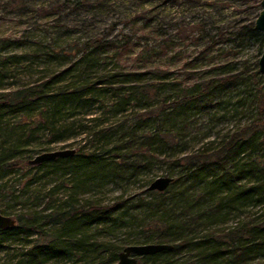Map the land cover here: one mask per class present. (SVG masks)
<instances>
[{
    "label": "trees",
    "instance_id": "obj_1",
    "mask_svg": "<svg viewBox=\"0 0 264 264\" xmlns=\"http://www.w3.org/2000/svg\"><path fill=\"white\" fill-rule=\"evenodd\" d=\"M123 1L138 2L131 21L139 18L144 21L137 32L132 30L137 33L134 42L125 33L109 38L88 26L82 27L94 24L87 21L88 11L93 8L106 11L117 1L56 0L54 5L35 10L47 17L76 9L73 24H80L76 28L79 34L70 39L68 35L76 29L65 27L67 22L63 18L62 30L55 34L65 35L66 40L56 36L58 43L52 38L46 47H40L41 42L36 46L27 44L25 51L6 57L16 67L23 65L20 62L31 63L35 57H41L45 66L56 58L69 60L60 70L34 85L0 94V171L34 169L40 176L60 172L58 186L70 191L62 201L51 202L52 205L41 210L14 214L0 207L1 214L15 216L14 226L0 228V234L16 227L35 233L40 240L5 264H46L48 261L115 264L123 246L149 242L170 244L171 249L136 257V262L248 264L257 260L263 264L264 123L259 124V129L256 123L244 122L194 147L190 143L198 139L189 119L192 113L211 102L214 95L233 86H243L246 81L256 84L248 102L255 106L264 103L262 76L256 71V60L249 69L244 60L241 70L235 74H227L225 64L212 62L213 56L206 68L202 69L197 62L214 47L224 46L228 52L251 40L261 45V33L252 28L259 0H162L161 3L169 1L181 9L203 11V21L198 19L191 24L193 27L186 24L194 33L181 36L178 32V36L193 42L205 37L207 48L190 57L174 55L181 62L182 71L193 70L202 75L189 77L191 72L177 79L172 76L173 70L152 66L143 71L132 62L150 65L148 59L159 55L165 46L174 51L173 35L181 29L159 38L162 31L156 30L155 23L150 24L154 17L148 18L149 11L145 8L157 0ZM0 3L5 8H16L19 15L27 10V0H0ZM228 9L233 14L226 16ZM233 15L236 17L233 22L225 24ZM148 36L154 42L151 45L146 42ZM22 37L28 39V34ZM23 44V39L2 41L0 50ZM160 44L164 47L157 52L152 46ZM122 62L130 65L118 64ZM93 104L100 108L101 116L92 119L95 122L86 128L92 145L89 150L80 147L67 157L38 164L26 162L28 151H44L49 149L51 141L64 139L76 121L71 120L67 126V119L75 118L80 110ZM127 107L136 110L129 119L124 117ZM14 114L20 116L19 125L26 126V134L17 133L6 119ZM254 120L257 121L256 118L250 121ZM40 130L46 131L47 141L29 150V139H35ZM162 165L167 167L164 173L172 181L160 192L147 191L146 185L140 194H148V199L119 195L112 202L102 204L95 197L77 198L89 189L100 191L107 181L123 188L143 171ZM250 208L256 210L250 212ZM129 212L140 241L125 238L117 244L100 236L104 230L98 226H122L126 223L123 216ZM228 220L233 223L226 224ZM46 227L50 228L46 230Z\"/></svg>",
    "mask_w": 264,
    "mask_h": 264
},
{
    "label": "rangeland",
    "instance_id": "obj_2",
    "mask_svg": "<svg viewBox=\"0 0 264 264\" xmlns=\"http://www.w3.org/2000/svg\"><path fill=\"white\" fill-rule=\"evenodd\" d=\"M115 1L117 2H112V5L106 11H101L96 8L88 11L87 14L89 16L87 21L93 22L94 24H83L82 27L88 26L90 30L99 32V34H103L109 38L114 35L119 37L120 33H125L130 36L131 42H134L138 26L144 23L142 18H139L136 21H131L133 18L131 14L133 9L137 7L138 2L123 0ZM42 2L43 4H41ZM54 2L56 3V0H27V10L24 15H19L14 7L13 9L5 8L4 3H0V44L2 41L12 39L24 40L23 45H11L7 49L0 50V72L3 71L0 73V94L10 92L22 86L34 85L36 82L45 79L52 72L60 70L69 61L68 59L56 58L53 59L48 66H45L42 63L41 57H35L31 63L28 61L20 62L23 65L16 67L6 59L9 55L20 54L25 51L24 48L27 44L36 46L38 45V42H41L39 46L46 47L52 38H54L57 43L59 40H66L65 35L55 34V32L58 33L60 28L62 30L63 18H65V22H67V24L64 25L65 27H68L69 30L81 27L80 24H73L77 14L76 9L70 8L63 15H48L47 17L41 16L38 10H35V8L38 7L46 8L52 3L54 5ZM161 2L162 0H157L152 4L148 3L145 6L146 10L149 11L146 16L151 19L154 17L152 19L154 22L152 21L150 24L155 23L154 26L156 30L162 31L159 38L169 36L171 33H174L177 28L181 29V31H177L175 36L173 35L175 39V49L172 51L170 49L172 47L165 46V49L162 50L159 55L152 56L148 59L147 64L150 65L141 66L138 62L132 63L139 66V70L143 71L150 69L152 66L173 70L174 72L172 76L174 79L180 78L182 75L189 76L191 72L192 74L189 77L201 76L202 74H196L193 70L182 71V69H180L181 62L177 60L178 58L174 55L182 54L184 57H190L194 56L196 51L200 52L207 48L208 40L205 37L200 38L198 42H193V40L189 38L181 40L178 36V32L181 36L186 33V35H188L191 32V34H193L194 30L190 31V28L188 29L186 24H190L189 26L193 27L194 25L191 24H195L198 19L202 18L201 21H203V11H196L189 8L181 9L179 6L172 5L169 1ZM128 14H130V17H128ZM225 14L226 16L232 15L233 10L228 9L225 11ZM233 18L236 17L234 15L231 18L228 17L225 24L232 23ZM133 29H135V33L132 32ZM23 34H28V39L22 37ZM78 34L79 32L76 29V31L69 34L68 37L71 39ZM56 36H59V40L55 38ZM146 42L148 45L154 43L151 36L146 38ZM162 44L165 45V43ZM164 45L162 46L164 47ZM162 46L160 44L159 47L154 45L152 47L159 52ZM134 47L136 48V46ZM225 50L224 46L221 48L214 47L209 49V53H207L205 57H200L197 60V62L200 63L198 66H201L202 69L203 67L206 68V66L209 65L208 60L210 56H213V59H211L212 62L225 64V72H229L227 74H235L241 70L242 62L244 60L248 65V69L253 68V61H257L261 45H259V42L251 40L245 44L243 43L240 46H237L236 48H231L228 52ZM123 63L124 62L118 64L124 66ZM124 64L125 66L127 64L130 65V63ZM108 67L109 64L106 65V68ZM121 69L122 67H120V70ZM261 80L260 85L262 84ZM246 82L247 83L243 86H233L214 95L211 102L192 113L189 119L192 121V128H195L194 136L198 140L191 142L190 146L195 147L205 140H212L218 134L231 131L233 128L239 127L244 122L256 123L260 129L259 124L264 123V103L255 106L248 102V98L254 91L256 84L249 81ZM131 108L132 107H127L126 112L124 113L125 119L131 118L134 115V112H136L135 109H133V112ZM98 116H101V110L96 104H93L89 108H83L77 113L75 118L72 117L66 121L67 124L65 125L68 126V124H71V120H76L74 121L75 124L72 127V132L68 133L64 139L51 141V143H49V149L47 150L35 153H30L31 151H28L26 154L29 156L28 159L36 154L47 151L72 149L73 153H75L80 147H83V150H89L92 145L88 140L89 136L86 133V128L91 126L95 122V120L92 119H96ZM252 118H256L257 121H250ZM6 119H8L11 125L15 126L17 133L21 134V132H24V134H26V126L19 125L20 116L18 114L9 115ZM110 120L112 119L110 118ZM34 136L35 139H29V150L39 144H45V141H47L46 131H37ZM165 168L167 169L164 165L154 166L148 171H143L137 176V179H135L132 184L125 187L123 185V188L125 189L124 192L121 185L112 181H107L103 184L100 191L98 190L99 192L89 189L84 191L83 194L78 195L77 198L83 199L95 197L98 198L102 204L112 202L114 198L119 195L122 197L127 195L132 196L134 199L141 196L143 199H148L150 196L146 193L140 194V190L144 189V187L155 177L163 175L168 176V174L164 173ZM60 179V172L40 176V172H36L34 169H28L26 171L17 169L0 171V207L11 210L14 214L26 212L27 210H41L47 208L48 205H52L51 202L62 201L70 191L69 188L58 186ZM248 210L254 212L256 208H250ZM14 214L7 215L11 218H15ZM130 216L131 212L123 216L126 223L122 226H112L108 224L98 226L99 230H104L100 236L105 240L117 244H120L121 240L125 238H132L134 241H140V236L135 233L138 228L135 223L132 222ZM231 223H233V220H228L226 222V224ZM49 228L50 227H46V230ZM36 236L35 233L25 232L16 227L7 232L1 233L0 264H5L8 262V259H11L14 256L16 257L31 244L38 241L40 242ZM124 243L125 241L122 243V246ZM156 260H158V258ZM257 262V260L250 261L248 264H258ZM148 263H150V261H148ZM155 263H158V261ZM261 263L264 264V259L261 260ZM46 264L56 263L54 261H48ZM137 264L142 263L137 262Z\"/></svg>",
    "mask_w": 264,
    "mask_h": 264
},
{
    "label": "water",
    "instance_id": "obj_3",
    "mask_svg": "<svg viewBox=\"0 0 264 264\" xmlns=\"http://www.w3.org/2000/svg\"><path fill=\"white\" fill-rule=\"evenodd\" d=\"M253 30L261 33V50L256 61V71L262 75V87L264 90V0H259V10L253 20ZM73 154L72 149H61L47 151L36 154L26 162L28 164H38L44 161L52 160L56 157H67ZM172 181L171 176H158L151 180L145 187L147 191H163ZM14 218L0 213V228H9L14 226ZM171 245L166 243H143V244H128L121 248L117 254L115 264H134L136 257L152 255L164 250H170Z\"/></svg>",
    "mask_w": 264,
    "mask_h": 264
},
{
    "label": "flooded vegetation",
    "instance_id": "obj_4",
    "mask_svg": "<svg viewBox=\"0 0 264 264\" xmlns=\"http://www.w3.org/2000/svg\"><path fill=\"white\" fill-rule=\"evenodd\" d=\"M134 264H137V262L135 261V263Z\"/></svg>",
    "mask_w": 264,
    "mask_h": 264
}]
</instances>
